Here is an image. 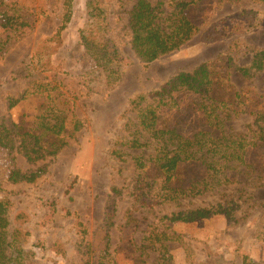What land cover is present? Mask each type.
Here are the masks:
<instances>
[{"label": "rangeland", "instance_id": "rangeland-1", "mask_svg": "<svg viewBox=\"0 0 264 264\" xmlns=\"http://www.w3.org/2000/svg\"><path fill=\"white\" fill-rule=\"evenodd\" d=\"M62 1L0 0V118L26 128L50 103L63 112L69 130L74 119L82 124L67 135V144L56 155L34 163L16 149L10 153L0 149V183L10 192V214L20 210L28 215L22 223L27 233L23 245L35 255L27 264H96L99 258L105 264H158L157 244L148 246L144 237L162 229L174 237L168 243L171 264H236L243 254L264 264V119L260 118L264 61L263 69L248 77L227 61L230 57L232 64L247 67L255 52H264V1L191 0L185 12L198 31L179 49L145 64L129 46L127 11L134 0H105L110 34L131 58L121 67L118 84L110 89L80 44L87 0H73L72 18L60 41L55 39ZM4 22L8 29L2 26ZM211 29L225 35L216 42L203 41ZM34 52L38 59H32ZM200 63L212 66L216 85L211 95L221 126L206 119L201 96L189 91L176 93V105L159 108V126L173 127L188 137L199 131L243 134L256 145L248 149V166L229 169L224 177L218 174V181L208 176L202 153L197 152L195 159L181 162L173 183L197 184L202 191L176 201H160L155 195L162 180L152 159L155 142L124 149V161L112 156L110 149L118 137L127 134L123 124L133 117L124 113L129 98L153 91L177 72L191 71ZM28 72L50 82L51 100L47 93L35 94L7 109L5 96L24 87ZM254 121L262 125L261 134ZM135 155L144 161L140 170L135 168ZM12 167L24 171L44 167L45 171L34 182L11 183L6 176ZM139 173L148 183L145 191L153 194L146 201L136 197L140 191L135 188L143 185H137ZM230 199L234 202L232 219L220 214L193 222L160 220L180 210ZM55 242L62 252L57 246L53 250Z\"/></svg>", "mask_w": 264, "mask_h": 264}, {"label": "trees", "instance_id": "trees-1", "mask_svg": "<svg viewBox=\"0 0 264 264\" xmlns=\"http://www.w3.org/2000/svg\"><path fill=\"white\" fill-rule=\"evenodd\" d=\"M170 8L165 9V3ZM230 1V0H229ZM264 1V0H261ZM192 3L191 0H134L127 11V30L130 34L129 46L134 57L140 63H149L163 54L179 49L191 39L198 31L197 26L189 19L185 10ZM73 0L62 1V17L55 33V39L60 41L61 33L66 29L73 15ZM87 22L79 29L80 44L85 54L93 63V70L104 76V86L107 89L115 87L121 79V67L130 63L131 58L120 48L110 34L107 22L105 0H87L85 3ZM5 14V13H3ZM9 22V21H8ZM8 22L2 26L8 29ZM27 25V24H23ZM24 29V28H23ZM20 30V34L24 33ZM216 31V32H215ZM215 32V34H214ZM225 34L211 29L205 32L202 40L216 42ZM7 35L6 38H8ZM2 45V44H1ZM38 59V52L32 54V59ZM229 67H234L243 76H250L255 70L263 69L264 52H255L251 63L247 67H239L232 64V59L227 58ZM38 64V62H37ZM212 66L209 63H200L191 71H179L162 83L159 88L147 93L138 92L128 100L124 113H132V118H127L123 124V130L127 134L121 135L113 143L110 153L120 161H124V149H137L149 143L156 144L155 161L161 171L162 180L157 190L160 201H176L184 196H193L195 191H202L196 184L183 186L174 184V177L181 162L196 158L197 152H201V159L207 174L218 181L226 171L238 165L248 166V149L256 145V141L248 139L243 134H209L199 131L188 137L177 132L173 127L159 126L157 119L161 106L176 105V93L189 91L201 96V105L208 121L215 122V126H221V118L217 113V102L211 95L216 81L213 78ZM24 87L16 94H8L4 98L7 109L14 106L25 97L35 94L47 93L50 98V82L43 78H35L28 72L25 76ZM50 102V101H49ZM54 105L48 104L35 117L34 124L26 128L0 118V149L7 153L15 149L30 163L56 155L67 144L66 137L73 135V131L79 129L82 124L79 119H74L73 130L65 125V116ZM264 119V112L260 114ZM255 130L260 134L263 131L260 122L254 121ZM35 125V127H34ZM254 130V131H255ZM125 153V152H124ZM135 168L140 170L145 165L140 156H133ZM44 167L36 170H21L12 167L6 176V181L16 183L20 181L34 182L43 172ZM216 176V177H215ZM137 185L143 183L135 191H140L137 198L150 199L148 191H145L148 183L142 180L141 174H137ZM112 191L117 194L119 189L112 186ZM0 264H27L35 252L23 245L27 233L22 228V223L28 215L24 211L11 213L12 201L10 192L6 191L0 183ZM233 201L224 200L210 206H194L180 210L171 216H162L160 220L169 222H193L198 219H207L215 215L224 214L232 219L234 208ZM165 228H169L165 225ZM107 238V236H106ZM148 246L157 244L158 264H171V254L168 243L174 237L165 229L152 230L144 237ZM60 243L52 245L53 250ZM96 264H105L99 258ZM236 264H257L252 258L243 254L240 262Z\"/></svg>", "mask_w": 264, "mask_h": 264}]
</instances>
